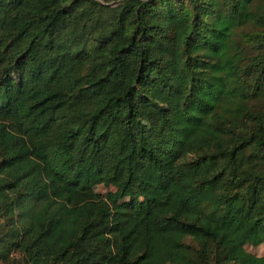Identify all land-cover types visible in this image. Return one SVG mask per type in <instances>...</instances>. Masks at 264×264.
<instances>
[{
    "label": "trees",
    "instance_id": "obj_1",
    "mask_svg": "<svg viewBox=\"0 0 264 264\" xmlns=\"http://www.w3.org/2000/svg\"><path fill=\"white\" fill-rule=\"evenodd\" d=\"M0 73L3 260L264 264V0H0Z\"/></svg>",
    "mask_w": 264,
    "mask_h": 264
},
{
    "label": "rangeland",
    "instance_id": "obj_2",
    "mask_svg": "<svg viewBox=\"0 0 264 264\" xmlns=\"http://www.w3.org/2000/svg\"><path fill=\"white\" fill-rule=\"evenodd\" d=\"M100 1H106L108 3L114 4L118 2L119 0H100ZM244 46L246 47L249 45H247L246 43ZM263 103L264 102H262V104ZM141 112L142 113H141L140 121H142L144 125L151 126L154 128L160 127L161 122H162V117H161L160 110L158 108L151 107V106H145L141 108ZM131 184L135 185L136 180L134 179L131 182ZM93 190L96 194L105 197L107 192L110 190H115V187L113 185L106 186L103 183H96L93 185ZM128 199L129 197L125 196L121 199V201L128 200ZM8 226H9V219L6 218L4 214H1L0 215V236L8 230ZM244 248L256 255L264 254V242L257 244V245H253L247 242L244 244ZM8 252H9V256L5 260H3L0 257V264H23V261L21 259V254L18 251L14 250L12 247H9Z\"/></svg>",
    "mask_w": 264,
    "mask_h": 264
}]
</instances>
